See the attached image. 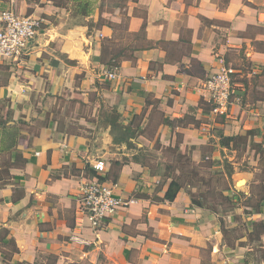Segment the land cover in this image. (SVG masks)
<instances>
[{"label":"crops","instance_id":"1","mask_svg":"<svg viewBox=\"0 0 264 264\" xmlns=\"http://www.w3.org/2000/svg\"><path fill=\"white\" fill-rule=\"evenodd\" d=\"M95 1L0 0L42 20L0 60V264H264V0ZM221 60L235 94L215 117L197 88ZM96 161L131 202L93 231L78 199ZM224 163L225 206L194 205L173 167Z\"/></svg>","mask_w":264,"mask_h":264},{"label":"built area","instance_id":"2","mask_svg":"<svg viewBox=\"0 0 264 264\" xmlns=\"http://www.w3.org/2000/svg\"><path fill=\"white\" fill-rule=\"evenodd\" d=\"M42 25L41 19L30 16H19L9 8L0 11V60H18L24 50L34 40ZM219 68L208 76L198 92H201L210 106V114L215 117L225 116L228 107L233 101L235 87L232 84L234 71L227 67L222 60ZM107 80L118 78V68L112 67L104 71ZM96 176L86 180L79 189V212L86 220L87 225L93 230L102 229L104 223L111 219L120 209L129 205L116 197L113 193L114 185L101 181L100 177L105 172L103 162L96 161L92 165ZM73 241H79L75 236Z\"/></svg>","mask_w":264,"mask_h":264},{"label":"rangeland","instance_id":"3","mask_svg":"<svg viewBox=\"0 0 264 264\" xmlns=\"http://www.w3.org/2000/svg\"><path fill=\"white\" fill-rule=\"evenodd\" d=\"M94 4H98V1L96 0ZM4 112H7V108H1L0 114L3 118L5 114ZM8 137L5 136V139ZM166 157L172 158L173 155L167 151L164 152ZM208 164V163H207ZM202 164L199 166L192 165L191 167H188L186 165L183 166H174L173 168H180L181 170V181L184 184L185 181L191 182V184L196 188V194L193 195V199L195 201H198L199 204L207 208L209 210H218L220 208H223L225 206L227 199L226 194L227 192H223L224 190L229 189V184L233 185V180L227 181L225 177H223V173H230L231 170L233 171V167L229 166L227 163H224L222 165V169L220 167H211L210 165ZM245 164V163H244ZM244 164H240L236 167V169H242L244 168ZM246 166V165H245ZM262 172L264 173V165L262 166ZM169 169L167 170V172ZM189 173V177H185V174ZM242 182H239L236 187H242ZM200 190V191H199Z\"/></svg>","mask_w":264,"mask_h":264},{"label":"trees","instance_id":"4","mask_svg":"<svg viewBox=\"0 0 264 264\" xmlns=\"http://www.w3.org/2000/svg\"><path fill=\"white\" fill-rule=\"evenodd\" d=\"M119 51L116 50V49H113L111 48V42H107L103 45V49H102V52H101V62L102 63H105V66L107 69H110L112 67H117L118 68V53ZM108 55H111V57L108 59V61L104 62L105 58L108 56ZM210 108V107H209ZM2 122H0V127H2L1 124ZM116 167H119L120 165L119 164H115ZM181 186L179 184L178 181H172L169 186H168V189L164 195V200L168 201V202H172L178 191L180 190ZM191 201L194 205H197V206H201L199 204L198 201H195L193 199V197L191 196Z\"/></svg>","mask_w":264,"mask_h":264},{"label":"bare ground","instance_id":"5","mask_svg":"<svg viewBox=\"0 0 264 264\" xmlns=\"http://www.w3.org/2000/svg\"><path fill=\"white\" fill-rule=\"evenodd\" d=\"M242 184V183H241Z\"/></svg>","mask_w":264,"mask_h":264}]
</instances>
